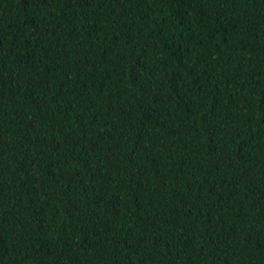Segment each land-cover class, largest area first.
Returning <instances> with one entry per match:
<instances>
[{
  "label": "trees",
  "instance_id": "trees-1",
  "mask_svg": "<svg viewBox=\"0 0 264 264\" xmlns=\"http://www.w3.org/2000/svg\"><path fill=\"white\" fill-rule=\"evenodd\" d=\"M0 264H264V0H0Z\"/></svg>",
  "mask_w": 264,
  "mask_h": 264
}]
</instances>
